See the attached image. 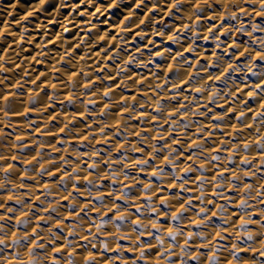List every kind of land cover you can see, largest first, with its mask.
I'll return each instance as SVG.
<instances>
[{
  "label": "clouds",
  "instance_id": "obj_1",
  "mask_svg": "<svg viewBox=\"0 0 264 264\" xmlns=\"http://www.w3.org/2000/svg\"><path fill=\"white\" fill-rule=\"evenodd\" d=\"M0 264H264V0H0Z\"/></svg>",
  "mask_w": 264,
  "mask_h": 264
}]
</instances>
